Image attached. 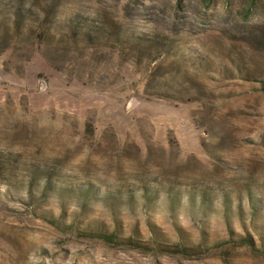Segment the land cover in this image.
<instances>
[{
	"label": "rangeland",
	"instance_id": "rangeland-1",
	"mask_svg": "<svg viewBox=\"0 0 264 264\" xmlns=\"http://www.w3.org/2000/svg\"><path fill=\"white\" fill-rule=\"evenodd\" d=\"M0 264H264V0H0Z\"/></svg>",
	"mask_w": 264,
	"mask_h": 264
},
{
	"label": "trees",
	"instance_id": "trees-1",
	"mask_svg": "<svg viewBox=\"0 0 264 264\" xmlns=\"http://www.w3.org/2000/svg\"><path fill=\"white\" fill-rule=\"evenodd\" d=\"M98 237L106 242H114L117 239L116 235H109V234H101V235L99 234Z\"/></svg>",
	"mask_w": 264,
	"mask_h": 264
}]
</instances>
